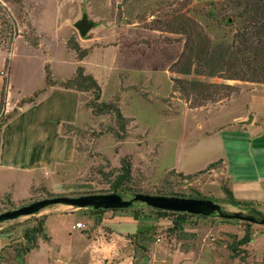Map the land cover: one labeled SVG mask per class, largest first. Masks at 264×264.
<instances>
[{
    "label": "rangeland",
    "instance_id": "374dc122",
    "mask_svg": "<svg viewBox=\"0 0 264 264\" xmlns=\"http://www.w3.org/2000/svg\"><path fill=\"white\" fill-rule=\"evenodd\" d=\"M6 1L0 0V4L10 12L16 32L9 29L6 18L0 17V58L10 59L7 55L10 44L18 35L30 44L35 37L40 43L41 33L42 49L49 56L57 53L52 46V33L56 38L61 37L58 40L65 38L66 43L74 37L82 49L89 50L84 59L87 58L88 71L98 77L99 102L113 103L127 122L125 135L120 139L121 130L115 115H95L87 106L92 93L81 92L80 122L74 125L79 130L71 132L76 141V157L58 170V179L65 184L53 190L50 182L43 185L36 182L35 187L22 183L4 193L5 178H0V214L25 206L32 198L36 201L53 198L43 192L44 189L55 196L111 194L113 182L123 172L122 165L127 161L130 178L123 184L124 188L135 190L137 194L204 197L220 205L224 215L251 217L255 222L223 218L215 213L187 217L176 227L173 223L176 216H159L140 202L122 211L104 210L98 215L90 207L80 209L58 204L45 208L54 211L47 227L45 224L46 234L49 230L63 248L68 235L73 241L80 238L81 231L71 229L78 220L84 223V228L90 226L88 230L82 228L84 233L94 235L96 223L105 213L131 217L135 213L145 235L132 239L131 248L127 246L133 252L134 264H264V225L260 224L264 220V203L234 207L220 202L225 196L224 181L217 176L210 178L207 175L210 170L201 174L209 165L219 162L222 155L234 168L233 162L242 155L246 141L243 134H233L229 128L220 133L219 129L231 122L233 116L246 114L247 110L264 115V89L258 88L261 84L199 78L236 86L237 91L227 99L192 108L181 93L174 90L173 81L193 77L169 70L182 51L183 37L156 29L157 26L166 28L161 23L170 21L173 14H184L193 18L213 43L224 36L231 40L234 27L225 22L231 14L221 11L230 9L224 0L199 4L192 0ZM83 13L98 24L85 39L74 27ZM3 39L6 41L2 42ZM58 45L62 44L58 42ZM66 45L68 47V43ZM68 49L77 66L83 67L84 59L78 61L76 54ZM50 63L53 69L59 67L55 61ZM1 71L6 74L5 66ZM5 76L0 74L1 87L7 79ZM252 87H257L255 92L251 91ZM26 91L25 87L20 89L21 94ZM230 99H233L230 105L219 106ZM4 109L0 111V121L17 110L14 107L4 114ZM249 114L252 113H247L246 117ZM240 131L243 133L242 129ZM244 159L245 156L243 162ZM219 166L220 163L213 170ZM121 197L133 198L132 195ZM73 212L76 214H67ZM39 213L0 223V264H86L85 258L77 254L57 258L59 246L44 238L37 239L38 248L29 254L23 253L26 242L22 232L35 226V219L44 216ZM87 218L94 222L87 223ZM246 237L247 241L241 243Z\"/></svg>",
    "mask_w": 264,
    "mask_h": 264
},
{
    "label": "crops",
    "instance_id": "0c3cea01",
    "mask_svg": "<svg viewBox=\"0 0 264 264\" xmlns=\"http://www.w3.org/2000/svg\"><path fill=\"white\" fill-rule=\"evenodd\" d=\"M213 1L219 0H192L196 4ZM41 36L40 33L41 40L36 48L21 35L16 36L7 54L10 56V66L5 71L8 87L4 114H8L14 107L17 112L5 122L0 132V178L1 180L5 178L4 193L22 183L26 187L30 185L35 187L36 182L42 185L50 182L52 189L56 190L58 186L65 184L58 179V170L76 157L75 138L72 135H63L62 126L77 125L80 122L83 93L58 85H46L45 67L46 63L51 68L50 62H57L59 67L55 69L52 67L49 70L51 80L62 82L73 76L77 62L71 55L65 38L61 41L58 40L61 37L56 38L55 33L51 34L52 46L57 53L49 56L42 49L44 39ZM58 42L62 45L59 46ZM5 60L6 58H0V68L5 66ZM86 61L87 58L81 62L86 73L99 81L94 73L88 71ZM23 87L28 90L25 94L20 92ZM260 87L264 89L263 85L258 88ZM1 88L0 86V94ZM255 88L257 87H252L251 91L255 92ZM42 90L44 92L34 103L18 105L21 100L30 98ZM232 101L233 99H230L219 106L230 105ZM245 113H252L249 114L253 116L250 124L238 123L246 118V114L240 113L219 129L220 133H223L225 128H229L233 134H243L246 143L241 154L245 156V162L242 160L243 156L238 155L237 161L233 162L235 164L233 168L228 158L222 155L219 158V168L210 170L207 175L210 178L217 176L216 178L223 180L234 197L240 201L264 203V115L251 110ZM200 178L201 176L197 177L198 180ZM53 212L45 209L39 214H44L47 223ZM77 222L84 224L81 220L75 223ZM93 222L92 218H87V223ZM96 224L94 235L86 234L83 229L73 228L75 224L72 225L71 229L80 230L81 236L78 241H73L68 235L63 248L49 230L47 234H50V237L47 236V241L52 240L53 244L59 246L57 258H66V255L74 257L77 254L85 258L86 264H134L133 252L127 249V246L129 248L132 246L128 237L138 232L140 226L138 221H134L131 216L112 212L105 213ZM85 228L88 230L90 226L87 225ZM95 234L98 235L96 240L93 239Z\"/></svg>",
    "mask_w": 264,
    "mask_h": 264
},
{
    "label": "trees",
    "instance_id": "16d2710c",
    "mask_svg": "<svg viewBox=\"0 0 264 264\" xmlns=\"http://www.w3.org/2000/svg\"><path fill=\"white\" fill-rule=\"evenodd\" d=\"M4 2H7L4 0ZM227 8L221 11L229 12L231 15L226 18L225 22L234 27V34L231 40L224 36L219 42L213 43L210 37L205 33L204 29L191 17L187 15H174L170 21H162L166 28L157 30L166 31L175 35L183 37L182 51L178 55L175 62L171 65L170 71L172 73L182 75L185 77H193L192 79L175 80L174 90L181 93L182 98L191 104L192 108L203 106L207 102H219L223 99L229 98L237 91L236 86L228 85L226 83H211L199 80V78L206 79H221L224 81H239L246 83H255L264 85V0H224ZM0 17L7 19V24L11 31L16 32V26L8 9H5L0 4ZM3 39L2 42H5ZM68 47L76 54L77 60L82 61L87 55L89 50L82 49L74 37L68 39ZM39 39L37 37L30 43L32 47H38ZM10 66L9 59L5 60V68L8 70ZM46 72V85H58L65 89H74L79 92H91L92 98L87 102V106L92 110L95 115L113 113L121 134L118 138L122 139L126 131L127 119L124 118L117 106L113 103L99 102L101 96V88L96 79L86 74L84 68L77 66L73 76L66 81L54 82L51 80V73L49 67H45ZM8 87L7 79L4 80V85L1 90V104L0 111L5 107V97ZM44 90L35 93L33 96L20 101L19 105L34 103ZM17 112L14 110L10 115H7L4 120L0 121V132L5 122L12 118ZM79 130L74 125L64 124L62 126L63 135H71L72 131ZM213 163L208 166L206 171L201 174L213 170L214 166L219 164ZM122 173L117 175L111 191L120 196L137 194L135 190L122 187L123 184L130 178V165L124 161L122 165ZM225 196L219 199L220 202L229 204L234 207H250L253 202L240 201L234 197L231 190L225 186L223 187ZM45 192L49 197H60ZM90 195V194H89ZM96 195V194H94ZM65 196V195H61ZM86 196L79 193H71L66 197H80ZM204 198V197H202ZM36 199H30L26 204L32 203ZM159 216H176L174 218V226L180 227L186 221L187 217H193L186 213H173L161 210H155ZM93 213L101 214L104 209H93ZM122 211V210H112ZM101 217V215H100ZM202 217V216H198ZM132 218L138 221V215L133 213ZM36 225L31 228L23 230V239L26 242L23 253L29 254L32 250L38 248L37 239L44 238L48 240L45 233L46 217L35 219ZM145 232L143 226L140 225L138 232L128 237L135 239L143 237ZM247 241V237L241 243Z\"/></svg>",
    "mask_w": 264,
    "mask_h": 264
},
{
    "label": "water",
    "instance_id": "95a60500",
    "mask_svg": "<svg viewBox=\"0 0 264 264\" xmlns=\"http://www.w3.org/2000/svg\"><path fill=\"white\" fill-rule=\"evenodd\" d=\"M98 26L97 23L91 21L86 14L75 22L74 27L79 32L81 38H89L92 29ZM253 116L249 115L245 119L240 120V125L250 124ZM134 202H140L155 210H161L173 213H186L195 216H210L219 214L223 218H242L239 215L227 216L221 213L220 205L205 198H186L177 196H162L138 193L131 200H124L116 193L86 195L80 197L60 196L55 198H47L36 201L28 205L22 206L12 211H6L0 214V223L3 221L15 220L20 217H27L38 214L43 209L58 204L70 205L77 208H93L104 210H123L132 206ZM246 221H254L251 217L242 218ZM255 222V221H254ZM264 225V220L260 222Z\"/></svg>",
    "mask_w": 264,
    "mask_h": 264
},
{
    "label": "built area",
    "instance_id": "2783aa9c",
    "mask_svg": "<svg viewBox=\"0 0 264 264\" xmlns=\"http://www.w3.org/2000/svg\"><path fill=\"white\" fill-rule=\"evenodd\" d=\"M0 74H1V75H6L4 72H1ZM73 228H76V229H82V228H84V225H83L82 223H80V222H77V223L73 226Z\"/></svg>",
    "mask_w": 264,
    "mask_h": 264
}]
</instances>
